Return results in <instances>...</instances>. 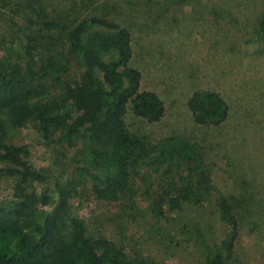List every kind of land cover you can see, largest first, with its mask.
Segmentation results:
<instances>
[{
    "label": "rangeland",
    "instance_id": "374dc122",
    "mask_svg": "<svg viewBox=\"0 0 264 264\" xmlns=\"http://www.w3.org/2000/svg\"><path fill=\"white\" fill-rule=\"evenodd\" d=\"M41 2L49 11H67L72 18L100 5L102 14L130 30L132 65L142 73L141 89L156 92L166 114L154 124L135 120L130 113L126 118L134 130L155 140L184 137L196 143L213 187L202 202L193 197L178 210H161L149 169L141 161L128 174L134 189L131 199L97 200L84 180L76 185L71 213L85 222L90 234L116 240L146 264H207L206 246L220 244L232 231L221 218L219 201L224 199L237 220L229 261L264 264V31L258 26L264 0ZM21 18L15 8H0V62L6 55L14 60L7 48L24 43L20 33L14 35ZM78 72L73 65L71 78ZM45 89L52 96L59 92L50 82ZM196 91H213L225 100L230 111L223 125L208 128L194 122L186 103ZM58 138L54 135L46 142L34 124L11 134L9 145L25 147V159L47 175L45 184H28L29 189L49 195L54 182L69 177L79 165L73 149L62 140L58 143ZM8 170L11 166L0 162V201L16 198L18 177Z\"/></svg>",
    "mask_w": 264,
    "mask_h": 264
},
{
    "label": "trees",
    "instance_id": "16d2710c",
    "mask_svg": "<svg viewBox=\"0 0 264 264\" xmlns=\"http://www.w3.org/2000/svg\"><path fill=\"white\" fill-rule=\"evenodd\" d=\"M7 7L22 14L14 35L20 33L24 43L7 48L14 60L6 55L0 62V162L18 177L16 198L0 201V264H146L116 240L90 234L71 213L76 185L85 180L100 201H128L134 196L128 174L142 161L156 206L178 210L213 188L200 147L184 137L155 140L133 129L128 113L154 124L166 109L156 92L141 89L130 30L102 14L100 5L73 18L67 11H49L41 0H0V8ZM258 26L264 31V12ZM73 65L79 68L74 79ZM48 82L59 87L54 96L45 89ZM186 106L203 127H219L229 118V106L213 91L194 92ZM27 124L46 142L57 135L58 143H68L79 164L54 182L49 195L28 188L45 184L47 175L25 159V147L9 145L13 131ZM219 207L232 231L220 244L206 246V263L232 264L237 220L228 201L220 199Z\"/></svg>",
    "mask_w": 264,
    "mask_h": 264
}]
</instances>
